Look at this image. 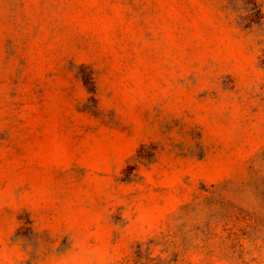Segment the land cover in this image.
Instances as JSON below:
<instances>
[{
	"label": "rangeland",
	"instance_id": "obj_1",
	"mask_svg": "<svg viewBox=\"0 0 264 264\" xmlns=\"http://www.w3.org/2000/svg\"><path fill=\"white\" fill-rule=\"evenodd\" d=\"M0 264H264V0H0Z\"/></svg>",
	"mask_w": 264,
	"mask_h": 264
}]
</instances>
